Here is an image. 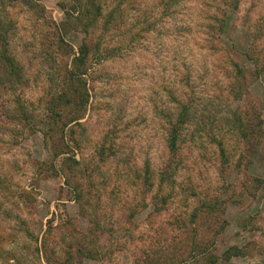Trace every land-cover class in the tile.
<instances>
[{
  "label": "rangeland",
  "instance_id": "374dc122",
  "mask_svg": "<svg viewBox=\"0 0 264 264\" xmlns=\"http://www.w3.org/2000/svg\"><path fill=\"white\" fill-rule=\"evenodd\" d=\"M35 1L0 0V264H264V0H101L89 34Z\"/></svg>",
  "mask_w": 264,
  "mask_h": 264
},
{
  "label": "trees",
  "instance_id": "16d2710c",
  "mask_svg": "<svg viewBox=\"0 0 264 264\" xmlns=\"http://www.w3.org/2000/svg\"><path fill=\"white\" fill-rule=\"evenodd\" d=\"M28 1V4L31 5H37V2L35 0H26ZM4 3V0H3ZM71 6L70 9L67 11V19L63 22L62 26L65 27L66 25L72 26L74 24L76 27L80 26L82 27L88 34L90 32L89 29L97 25L99 17L103 15V4L101 0H71ZM226 21V20H224ZM223 21L222 26H226L225 22ZM2 30L0 29V36L6 40L7 35L2 34ZM62 42L63 39H60ZM99 43H97V49L99 50ZM90 55V47L89 44L86 42H83L80 46V50L77 53V55L73 58L72 67L67 69V79L64 83V88H61V91L58 95L54 96L52 99L53 101H57L55 103H52V100H49L48 104V110H49V117L52 119L51 121L53 124H58L60 119L66 118L63 123V128L61 126V130H64L65 126H68L70 124L80 123L81 119L83 118L84 112L82 110L83 106H85L86 102L88 101V90L86 86V82L84 81V76L88 72L87 68V62ZM4 60L6 64L8 65V69L10 74H13L17 71V67L14 64V61L10 57H4ZM68 82V83H67ZM66 84V85H65ZM58 104H63L66 106H70V112L65 113L64 111L66 108H64V111L60 110L58 108ZM11 110L12 117H15L16 111ZM22 114L27 116L28 114L25 112L24 109H22ZM70 114V116H68ZM20 115V114H19ZM18 116V115H16ZM182 119V117H181ZM173 128L170 131L169 135V147L172 152H175L177 150V139L179 135V128L178 124L176 123ZM67 153L66 148L64 149H58L55 154L61 155ZM75 160V158H73ZM75 162H78V160H75ZM164 174L167 176L169 174L168 170H165ZM163 174V175H164ZM157 198V196H156ZM218 203L219 209H218ZM225 202L219 201L218 199L210 200L208 202H205L204 206L205 211L208 213L210 212H216L217 210H223L222 204ZM198 213V212H197ZM225 220H223L224 222ZM233 248V247H232Z\"/></svg>",
  "mask_w": 264,
  "mask_h": 264
}]
</instances>
